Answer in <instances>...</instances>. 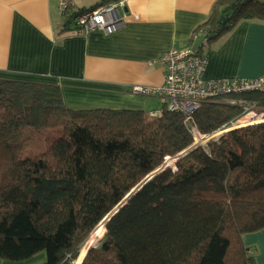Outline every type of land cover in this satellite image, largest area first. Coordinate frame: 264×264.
<instances>
[{"label": "trees", "instance_id": "1", "mask_svg": "<svg viewBox=\"0 0 264 264\" xmlns=\"http://www.w3.org/2000/svg\"><path fill=\"white\" fill-rule=\"evenodd\" d=\"M99 5L69 7L61 32ZM252 20H264V0H217L191 38L203 31L209 43ZM239 99L264 114L259 93L214 97L191 116L71 109L55 85L0 79V262L43 253L44 264H71L104 224L80 264H256L242 236L264 229V121L206 147L190 131L235 119ZM28 127L61 136L18 158Z\"/></svg>", "mask_w": 264, "mask_h": 264}, {"label": "crops", "instance_id": "2", "mask_svg": "<svg viewBox=\"0 0 264 264\" xmlns=\"http://www.w3.org/2000/svg\"><path fill=\"white\" fill-rule=\"evenodd\" d=\"M103 1L71 0V8L89 9ZM216 1L129 0L124 26L107 35L80 32L73 23L61 32L66 19L58 0H0V79L55 85L71 109L149 113V98H157L161 107L163 99L135 95L131 88L160 87L164 68L155 60L172 49L195 47L208 61L204 73L208 80L263 76L264 20L242 21L209 43L202 41L200 31L192 40ZM242 243L256 264H264V229L243 235ZM44 260L41 253L0 264H44Z\"/></svg>", "mask_w": 264, "mask_h": 264}, {"label": "built area", "instance_id": "3", "mask_svg": "<svg viewBox=\"0 0 264 264\" xmlns=\"http://www.w3.org/2000/svg\"><path fill=\"white\" fill-rule=\"evenodd\" d=\"M128 1L116 0L101 4L91 11L78 15L73 24L80 32L102 31L107 35L113 34L125 24ZM71 3V0H58V9L62 15L67 13ZM200 32L204 35L203 31ZM197 35H194L192 40L196 39ZM155 63L164 68L163 84L158 88L142 86L131 88V92L135 95L157 96L163 99V106L157 114L148 113L152 117L161 116L164 111L191 116L206 101L214 97L245 93H259L264 96V75L249 80L240 78L205 79L204 73L208 61L193 47L167 51L158 57ZM234 102L242 108V113L213 132L203 134L195 127H191L193 146L206 147L209 142L217 140L231 130L264 121V114L258 112L255 102L243 100ZM178 158L180 155L165 157L161 168H174Z\"/></svg>", "mask_w": 264, "mask_h": 264}, {"label": "rangeland", "instance_id": "4", "mask_svg": "<svg viewBox=\"0 0 264 264\" xmlns=\"http://www.w3.org/2000/svg\"><path fill=\"white\" fill-rule=\"evenodd\" d=\"M149 99H150V104H151L150 109L152 113L157 114L162 108L160 106L159 100H157V98L155 97H151ZM60 136H61V129H51V130L48 129V130L36 131L28 127L23 132L21 149L17 152V157L18 158L34 157L40 154L42 151H44L48 146L52 144L54 140L58 139ZM99 226H102L101 227L102 230L101 232L99 231L98 233H96ZM99 226L95 229V231L89 237V239L90 238L92 239L90 246H95L102 239V236L104 233L103 232L104 224H100ZM87 242L83 245L82 248L85 247ZM82 248L80 251H82ZM83 254L80 252L78 256V259L80 258L79 263L82 260ZM72 264H74L73 261H72Z\"/></svg>", "mask_w": 264, "mask_h": 264}, {"label": "bare ground", "instance_id": "5", "mask_svg": "<svg viewBox=\"0 0 264 264\" xmlns=\"http://www.w3.org/2000/svg\"><path fill=\"white\" fill-rule=\"evenodd\" d=\"M101 227L102 226H99V228L97 229V232L96 233H98L99 231L101 232ZM104 232V231H103ZM91 241H92V239L90 238L89 240H88V242H87V244L85 245V247L82 249V251H80L82 254L86 251V249L90 246V244H91ZM79 261H80V258L79 259H77V260H75L74 261V264H79Z\"/></svg>", "mask_w": 264, "mask_h": 264}, {"label": "water", "instance_id": "6", "mask_svg": "<svg viewBox=\"0 0 264 264\" xmlns=\"http://www.w3.org/2000/svg\"><path fill=\"white\" fill-rule=\"evenodd\" d=\"M149 178H150V176H149Z\"/></svg>", "mask_w": 264, "mask_h": 264}]
</instances>
